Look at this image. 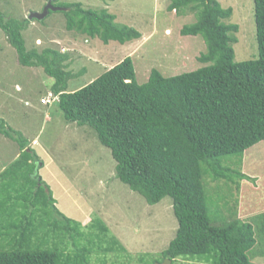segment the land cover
Returning a JSON list of instances; mask_svg holds the SVG:
<instances>
[{"label": "trees", "instance_id": "trees-1", "mask_svg": "<svg viewBox=\"0 0 264 264\" xmlns=\"http://www.w3.org/2000/svg\"><path fill=\"white\" fill-rule=\"evenodd\" d=\"M51 5L64 15L66 31L86 39L124 45L141 38L135 29L116 23L107 9L60 0ZM167 11L194 17L195 22L184 25L180 35L203 38L207 51L198 60L206 66L174 77L153 69L147 82L138 84L127 57L74 92H67V84L80 73L66 71L69 54L51 48L27 50L23 32L30 24L28 19L13 20L0 12V28L21 66L40 67L54 79L51 95L65 121L90 127L111 151L120 182L149 205L171 198L178 226L162 252L163 261L264 264V223L252 222L250 213L239 217L229 213L234 205L229 208L227 193L234 185L239 189L235 179L247 177L223 163L226 157L241 159L264 143V0H254L258 58L243 62L234 60L238 26L225 23L232 8H223L218 0H171ZM3 134L15 140L21 154L0 178L15 182L19 166L23 179L30 182L26 184L32 186L14 192L21 202L11 197L8 206L0 200V264H91V241L106 237L107 228L93 223L87 237L80 222L56 210L50 193V199L43 201L48 190L41 186L38 173L34 174L38 158L30 152L27 140L1 121ZM210 183L215 184L211 187ZM209 187L217 199L209 195ZM48 202L58 219L46 224L47 215H40V207ZM220 204L224 211L217 210ZM17 205L33 210L17 219ZM213 209L217 217L212 216ZM226 217L232 219L225 221ZM41 226L46 231L39 235ZM86 238L89 247L80 245ZM116 247L119 243L113 239L103 253Z\"/></svg>", "mask_w": 264, "mask_h": 264}, {"label": "rangeland", "instance_id": "rangeland-1", "mask_svg": "<svg viewBox=\"0 0 264 264\" xmlns=\"http://www.w3.org/2000/svg\"><path fill=\"white\" fill-rule=\"evenodd\" d=\"M52 1L0 0V12L6 18L19 21L49 8V15L41 21L29 20L23 37L29 51L41 52L51 48L69 54L71 61L66 71L80 74L68 81L67 92L85 87L127 57L132 60L138 84L146 83L153 69L164 77H174L206 66L198 60L207 51L203 38L180 35L184 25L195 22L194 17H178L174 12H168L171 0H60L80 3L88 9H107L115 16L116 23L141 34L138 40L124 45L113 41L104 45L97 38L86 39L66 31L64 15L53 9ZM218 1L223 8H232V15L225 23L238 26L235 34L237 41L233 44L235 62L257 59L254 0ZM53 84L54 79L40 67L21 66L15 50L8 44L0 28V123L3 121L6 128L21 134L27 140L30 152L38 158L34 174L38 173L41 186H46L48 190L42 197L43 201L50 199L47 192L50 193L56 210L80 222L87 237L93 223L107 228L106 237L91 241L94 249L91 264L163 263L162 252L175 237L178 226L171 198L165 197L158 204L149 205L140 194L120 182L115 175L116 162L111 151L99 142L90 127L66 122L55 101L48 105L40 103L48 93L51 94ZM250 152L241 159H223L226 167L235 174L247 177L246 180L235 179L239 189L234 185L227 193L229 208L234 205L229 213L232 215L236 212L238 217L250 213L254 216L252 222H259L260 225L264 223V143ZM20 154L15 140L0 135V174L4 170L9 171ZM19 168L17 166L18 179L15 182L10 177L0 178V200L8 206L11 197L16 196L15 191L21 192L22 187L32 186L26 184L30 182L23 179V169ZM7 171L6 174H9ZM214 184L210 183V186ZM209 192L213 198H218L213 188L211 190L209 187ZM14 199L16 203L21 202L20 198ZM222 205L226 206L225 203ZM222 205L217 210L224 211ZM22 208L17 205V219L33 210ZM40 208V215H44L43 212L47 215L44 216L46 224L58 219L50 202ZM217 210L213 209V217L219 215ZM230 219L232 217H226L225 221ZM27 221L28 217L25 225ZM45 231L43 226L37 228L39 235ZM113 239L118 241L120 247L103 253L104 247L112 246ZM88 240H82L80 245L89 247ZM173 264L206 263L178 261Z\"/></svg>", "mask_w": 264, "mask_h": 264}, {"label": "water", "instance_id": "water-1", "mask_svg": "<svg viewBox=\"0 0 264 264\" xmlns=\"http://www.w3.org/2000/svg\"><path fill=\"white\" fill-rule=\"evenodd\" d=\"M55 9V8H53ZM48 10L49 8H45L41 13H33L31 14L27 19L28 20H39L41 21L44 17H46L48 15ZM159 264H171V261L168 259H165L163 263H159Z\"/></svg>", "mask_w": 264, "mask_h": 264}, {"label": "built area", "instance_id": "built-area-1", "mask_svg": "<svg viewBox=\"0 0 264 264\" xmlns=\"http://www.w3.org/2000/svg\"><path fill=\"white\" fill-rule=\"evenodd\" d=\"M52 98V99H51ZM54 97H52V95L51 94H49L47 97H45V98H42L41 100H40V103L42 104V105H48V104H50L54 99H53Z\"/></svg>", "mask_w": 264, "mask_h": 264}, {"label": "crops", "instance_id": "crops-1", "mask_svg": "<svg viewBox=\"0 0 264 264\" xmlns=\"http://www.w3.org/2000/svg\"><path fill=\"white\" fill-rule=\"evenodd\" d=\"M48 94H49V93H48ZM3 169H4V168H3ZM3 169H2V170H3ZM2 170H1V171H2Z\"/></svg>", "mask_w": 264, "mask_h": 264}, {"label": "clouds", "instance_id": "clouds-1", "mask_svg": "<svg viewBox=\"0 0 264 264\" xmlns=\"http://www.w3.org/2000/svg\"><path fill=\"white\" fill-rule=\"evenodd\" d=\"M49 95V94H48Z\"/></svg>", "mask_w": 264, "mask_h": 264}]
</instances>
